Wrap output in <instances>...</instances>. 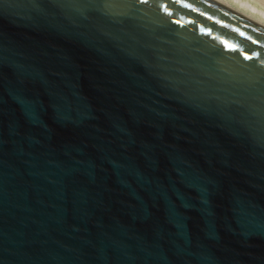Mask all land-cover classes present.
I'll return each instance as SVG.
<instances>
[{
    "label": "water",
    "instance_id": "1",
    "mask_svg": "<svg viewBox=\"0 0 264 264\" xmlns=\"http://www.w3.org/2000/svg\"><path fill=\"white\" fill-rule=\"evenodd\" d=\"M0 264H264V26L0 0Z\"/></svg>",
    "mask_w": 264,
    "mask_h": 264
},
{
    "label": "bare ground",
    "instance_id": "2",
    "mask_svg": "<svg viewBox=\"0 0 264 264\" xmlns=\"http://www.w3.org/2000/svg\"><path fill=\"white\" fill-rule=\"evenodd\" d=\"M264 26V11L242 0H215Z\"/></svg>",
    "mask_w": 264,
    "mask_h": 264
},
{
    "label": "rangeland",
    "instance_id": "3",
    "mask_svg": "<svg viewBox=\"0 0 264 264\" xmlns=\"http://www.w3.org/2000/svg\"><path fill=\"white\" fill-rule=\"evenodd\" d=\"M244 3H249L251 6H256L259 10L264 11V0H242Z\"/></svg>",
    "mask_w": 264,
    "mask_h": 264
}]
</instances>
